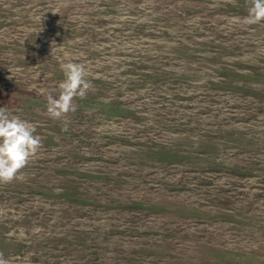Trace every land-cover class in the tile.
<instances>
[{"label": "rangeland", "instance_id": "1", "mask_svg": "<svg viewBox=\"0 0 264 264\" xmlns=\"http://www.w3.org/2000/svg\"><path fill=\"white\" fill-rule=\"evenodd\" d=\"M248 7L0 0V107L42 139L24 181L0 184L8 264H264V22ZM67 62L92 88L52 119Z\"/></svg>", "mask_w": 264, "mask_h": 264}, {"label": "clouds", "instance_id": "2", "mask_svg": "<svg viewBox=\"0 0 264 264\" xmlns=\"http://www.w3.org/2000/svg\"><path fill=\"white\" fill-rule=\"evenodd\" d=\"M248 14L244 23L248 25L264 22V0H247ZM63 79L58 84L59 95H47V114L52 119H61L77 110L76 98H86L92 88L87 79L89 72L84 64L61 63ZM67 131V121L63 126ZM36 124L10 116L0 107V184H9L14 180L24 181L23 169L36 156L42 147V139L36 134ZM0 264H8L0 253Z\"/></svg>", "mask_w": 264, "mask_h": 264}, {"label": "trees", "instance_id": "3", "mask_svg": "<svg viewBox=\"0 0 264 264\" xmlns=\"http://www.w3.org/2000/svg\"><path fill=\"white\" fill-rule=\"evenodd\" d=\"M7 104H8V102H7ZM9 105V104H8Z\"/></svg>", "mask_w": 264, "mask_h": 264}]
</instances>
